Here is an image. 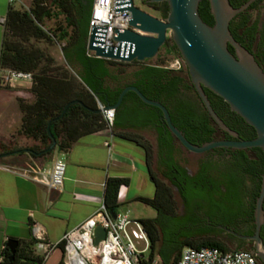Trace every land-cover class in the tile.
<instances>
[{
  "label": "trees",
  "instance_id": "obj_1",
  "mask_svg": "<svg viewBox=\"0 0 264 264\" xmlns=\"http://www.w3.org/2000/svg\"><path fill=\"white\" fill-rule=\"evenodd\" d=\"M228 1L236 8L248 0ZM258 1L260 0H255L248 8ZM150 6L157 13V18L162 20L166 18L168 8L165 2ZM246 12L247 10H244L234 16L229 22L228 29L234 40L252 53L264 72V16L262 19L258 16L250 22ZM198 14L204 23L210 26L213 24L207 0L199 1ZM51 16L49 2L31 0L27 9L10 7L4 19L0 71L29 73L31 75L29 90L34 97L30 103L17 100L21 114L17 135L34 142L27 147L32 153L18 152L0 157V161L18 158L21 167H25L27 163L25 158L37 163L48 162L54 150L66 153L81 137L106 127L100 113L90 112L78 104L68 106L63 116L55 120L69 102L79 100L92 110L97 109V101L103 105H114L121 90L131 85L146 98L162 103V98L173 99L178 93V84L186 81V77L181 75L183 72L187 75L185 67L183 71H173L136 61H114L89 55L86 50L89 18L76 23L67 21L63 24H54L53 27L47 28L44 19H50ZM40 44L44 48H41ZM50 46H58L60 49L63 58L61 63H57L56 59L46 51ZM164 46L173 57L180 58L170 38ZM228 50L232 52L229 45ZM216 98L217 102H211L214 112L217 115L226 114L229 123H225L230 124L229 127H241L243 139H252L253 128L230 111L221 98L218 96ZM160 114L158 109L142 103L133 92H127L114 111L111 128L113 132L119 131L117 137L137 144L143 150L146 162L151 157L150 146L139 141L135 135L126 133V130L145 127L153 129L158 143L159 164L164 167L163 178L172 185L186 182L187 193L190 196L208 202L207 205L199 207L209 209V217L216 218L218 221L216 223L228 225L232 218L243 215V197L246 194L256 195L259 192L264 167L260 150L248 149L253 151V155L237 150L232 156L234 161L230 164H213L203 160L193 177H189L187 171L172 159L170 144L172 138L160 119ZM49 121H51L49 130L55 140V148L49 153L37 156L35 153L46 149L51 143L46 133ZM171 121L176 126V123ZM184 136L193 143L188 135L184 134ZM11 151L14 149L0 145V155ZM146 168L149 180L154 185V196L139 197L136 201L155 211L154 218L139 220L149 239L148 262L157 258L159 264H175L180 252L186 247L233 250L210 236L211 232L217 231L215 227L206 225L191 214L183 217L177 215L170 190L164 185H158L153 180L148 167ZM245 180H249L250 185H247ZM127 184V178H106L102 204L110 216L118 213V190L120 186ZM213 194L216 197H213ZM34 245V240L18 243L14 254L5 247L2 252V264H43V260L33 254ZM62 245L60 242L58 249L63 253ZM58 264H63V255Z\"/></svg>",
  "mask_w": 264,
  "mask_h": 264
},
{
  "label": "water",
  "instance_id": "obj_2",
  "mask_svg": "<svg viewBox=\"0 0 264 264\" xmlns=\"http://www.w3.org/2000/svg\"><path fill=\"white\" fill-rule=\"evenodd\" d=\"M200 0H147L146 5L165 2L168 13L164 20L154 17L138 7L130 4L129 28L122 31L114 30L111 37L114 45L100 47L96 44L95 29L88 31L86 49L93 52L94 57L122 62H143L153 58L159 48L169 37L175 45L179 57L185 67L188 78L197 95L202 101L205 110L214 123L223 131L233 135L239 140L213 141L202 145L189 142L183 133L172 123L166 108L158 101L146 98L136 87L126 86L118 95L114 105L99 106L105 110L118 108L127 92H133L138 99L149 106L156 107L161 112V120L171 136L187 151L202 154L216 147H230L238 150L258 148L264 159V72L258 65L252 53L239 44L232 37L228 25L230 20L243 12L255 0H248L239 7H232L228 0H207L213 24L207 25L198 14ZM228 45L233 52L228 50ZM203 88L222 99L230 111L237 114L241 120L252 127L255 137L251 140H242L236 133L228 129L211 108ZM71 104H78L84 109L101 113L100 109H89L79 100H74L65 105L61 114L55 119H60ZM48 122L46 133L51 139L50 145L35 153L37 156L49 153L55 148ZM18 152L32 153L29 149L7 152L0 155L6 157ZM264 201V167L261 176L258 196L254 207L255 233L253 236L239 235L225 227L218 226L224 232L239 239H250L255 246V256L264 264V243L258 235L263 224L262 207ZM105 236L104 229L96 226L93 229L94 244H98ZM18 245L16 240H8L6 247L14 254Z\"/></svg>",
  "mask_w": 264,
  "mask_h": 264
},
{
  "label": "crops",
  "instance_id": "obj_3",
  "mask_svg": "<svg viewBox=\"0 0 264 264\" xmlns=\"http://www.w3.org/2000/svg\"><path fill=\"white\" fill-rule=\"evenodd\" d=\"M31 0H14L27 9ZM50 4L51 18L45 24L81 22L89 18L93 0H46ZM0 0V50L4 34V19L12 3ZM59 62L63 61L58 48ZM29 81H22L0 88V139L14 151L27 149L34 142L17 135L21 114L17 100H31L27 91ZM27 94V95H25ZM109 127L83 136L66 153H53L48 162L33 166H19L18 158L0 161V255L8 240L18 243L34 240L32 227H37L40 237L50 244L58 243L63 235L96 212L102 203L103 185L108 177L128 179L126 186H120L117 200L119 209L123 205L138 202L137 198H152L143 195L145 185L151 181L144 162V152L135 143L126 141L131 148L117 149L111 143L113 137ZM86 139L87 141H83ZM61 158L65 162L64 180L60 189H48L25 177L23 170L38 168L49 170L52 162ZM148 218H154L148 217ZM134 218V219H148ZM56 250V249H55ZM53 250V252L55 251ZM52 252V253H53ZM50 256L43 264H58L62 259ZM55 254V253H54ZM54 257V258H53ZM50 258V259H49Z\"/></svg>",
  "mask_w": 264,
  "mask_h": 264
},
{
  "label": "built area",
  "instance_id": "obj_4",
  "mask_svg": "<svg viewBox=\"0 0 264 264\" xmlns=\"http://www.w3.org/2000/svg\"><path fill=\"white\" fill-rule=\"evenodd\" d=\"M13 2L14 0H9ZM145 3L147 0H139ZM136 6L133 0H93L89 16V30L95 29L96 44L100 47L112 46L111 37L114 30L122 31L129 28L130 4ZM87 50V49H86ZM89 55L93 52L88 51ZM94 56V55H93ZM184 67L178 57H172L164 67L173 71H180ZM3 83L12 86L22 81H31L29 73L4 71ZM107 127L112 126L114 110H105L97 104ZM65 162L61 158L53 160L49 170L29 168L22 174L29 180L41 184L48 189H60L64 180ZM101 226L105 236L103 240L94 244L93 229ZM32 237L35 241L33 254L43 262L61 242L63 248V264H159L154 258L148 262L149 239L138 219L116 213L110 216L101 203L100 208L90 217L63 235L58 243L50 244L40 237L37 227H32ZM141 247V248H139ZM3 256L0 255V264ZM175 264H261L256 256L246 250H220L216 247L190 248L180 252Z\"/></svg>",
  "mask_w": 264,
  "mask_h": 264
},
{
  "label": "flooded vegetation",
  "instance_id": "obj_5",
  "mask_svg": "<svg viewBox=\"0 0 264 264\" xmlns=\"http://www.w3.org/2000/svg\"><path fill=\"white\" fill-rule=\"evenodd\" d=\"M263 3H264V0H260L256 2L255 5L252 6L251 8L246 9L247 10L246 14L249 15L250 22L254 21L258 16H260V19H262V17L264 16V4ZM232 52H233V49H232ZM145 65L163 68L162 66H159V65H150V64H145ZM181 75L186 77V81H184L181 84H178V93L173 97V99L169 100V99L162 98V103L159 101L158 102L161 103L166 108V110L169 113L170 119L173 120L174 123H176V126L183 133V135L184 134L188 135V137L193 141V143L192 142L191 143L196 144V145H202V144L213 142V141L239 140L233 135L221 130L214 123L212 118L209 116V114L205 110L204 105L202 101L200 100L199 96L197 95L189 78H187L188 75H186L185 72H183ZM202 90L204 94L206 95V98L208 99L210 106H211V102H217L218 99L216 98V96H214L213 93H211L205 88H203ZM153 108H156V107H153ZM217 116L225 124V126L228 129L236 133L242 140H246V139H243L241 127H229L228 125L230 124L228 125L226 124V123H229L227 121L226 114L217 115ZM128 130H151L153 131L155 135L156 151H155V155L154 156L151 155L150 159L147 162L144 159L145 166L148 167V171L152 174L153 180L158 185H164L166 188L170 190V195L172 196V200L175 206V212L177 215L181 217L189 215V214H191L192 216L194 215L198 219H201L206 225L215 227V229H217V231L211 232L210 236L218 240L220 243L228 247H232L233 250H236V249L242 250L241 248H245L246 251H249L250 253L255 255L256 251H255V246L252 240L236 238L233 235L228 234L224 232L223 230L219 229L218 226L225 227L239 235L248 236V237L253 236L255 233L253 213H254V207H255V202H256L258 193L256 195L246 194L243 197V205H244L243 215L232 218L228 225H222L220 223H216L218 222L216 221L217 220L216 218L211 219L209 217V212H210L209 209H204V207L203 208L199 207L200 205H207L208 202H206L205 200H199L198 198L190 196L189 193H187L186 182L183 181L182 183L178 185H172L168 180L163 178L162 172L164 170V167L159 164L158 143L156 141L155 131L149 127L131 128ZM170 137L172 138V141L170 142V144L172 145V154H171L172 159L173 161L178 163L180 166H182L187 171V174L189 175V177H193L194 172H196L200 162L203 160L210 161L213 164L232 163L234 161L232 159V156L234 152L238 150V149H234L230 147L213 148L211 150H208L207 152L202 153L200 158L194 161V167L189 168L188 166L181 165V163L179 162V154L176 149V143L180 147L182 146L171 136V134H170ZM254 137H255V132L252 138ZM138 140L141 141L140 138H138ZM243 151L247 155L254 154L253 151L248 150V149L243 150ZM152 157H154L153 161H152ZM174 180L175 178H173V181ZM245 182L247 185H250L249 180H245ZM212 196L216 197L215 194H213ZM176 205H178L177 208H176ZM262 207L264 208V201H263ZM258 235L261 238L262 242L264 243V211H263V224H261L260 226Z\"/></svg>",
  "mask_w": 264,
  "mask_h": 264
},
{
  "label": "rangeland",
  "instance_id": "obj_6",
  "mask_svg": "<svg viewBox=\"0 0 264 264\" xmlns=\"http://www.w3.org/2000/svg\"><path fill=\"white\" fill-rule=\"evenodd\" d=\"M133 2L136 5V7H138L139 9L145 11L146 13H148L154 17H157V13L152 10L151 6L146 5L144 3H140L139 0H133ZM12 6H14L15 9H24L23 6H21L18 2H13ZM262 12H263V10H262ZM45 27L51 28V27H53V24L52 23L45 24ZM168 39H169V37L166 38V41ZM164 44L159 48L157 54L153 58L146 59L141 63L150 64V65H159V66L165 67L168 64V61L173 57V55L167 51ZM37 46H38V43H37ZM40 47L44 48V46L42 44H40ZM46 51L48 53H50L56 59L57 63H61L57 60V57L59 54L58 46L47 47ZM3 74H4V71H0V86H1L0 88L8 89L9 86L7 84L3 83V81H2ZM30 87H31V81H30ZM30 87L28 88L27 91L31 95V100H24L28 103L32 102L34 99L33 95L30 93V90H29ZM25 95H27V94H25ZM109 128L111 130L110 133H112V135L116 136V134L119 133V131L113 132L112 128L111 127H109ZM126 133H129L131 135H135L136 137L140 138L143 143L148 144L151 148V155L152 156L155 155L156 145H155V135H154L153 131H151V130H128V131H126ZM83 141H87V140L84 139ZM111 143L115 144L117 149H122V148L125 149V148H131L132 147V145L130 143L126 142L121 137H113L111 140ZM0 145H4V146L8 147V145L4 144L1 139H0ZM176 149H177V152L179 154V162L181 163V165L188 166L189 168H193L194 167V161L196 159L200 158V156H201V154H194V153L187 151L185 148L180 147L177 143H176ZM53 153H57V151L54 150ZM153 158L154 157H152V161L154 160ZM25 161L27 162L25 164V167L27 165L33 166V163L31 160L25 158ZM153 187H154V185L152 183L148 182L145 185L143 191H141V193L143 195L151 196L152 192H153ZM177 207H178V205H176V208ZM118 213H120L122 215H127L129 218H138V217L148 218V217L155 216V211L152 208H150L149 206L142 204L141 202H134V203H130V205H127V204L123 205L119 209ZM139 248H141V247H139ZM230 248L232 249V247H230ZM53 255H55V256L57 255V257L59 256V258H61L60 249L57 248L52 253L51 257ZM143 256L147 257L148 252L144 253Z\"/></svg>",
  "mask_w": 264,
  "mask_h": 264
}]
</instances>
